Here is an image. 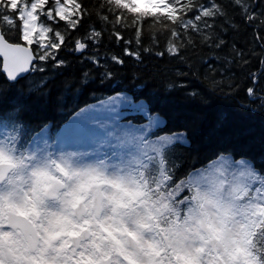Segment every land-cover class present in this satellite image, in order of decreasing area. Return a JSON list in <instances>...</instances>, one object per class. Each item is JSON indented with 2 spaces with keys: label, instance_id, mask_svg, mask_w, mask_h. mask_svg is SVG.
<instances>
[{
  "label": "clouds",
  "instance_id": "clouds-1",
  "mask_svg": "<svg viewBox=\"0 0 264 264\" xmlns=\"http://www.w3.org/2000/svg\"><path fill=\"white\" fill-rule=\"evenodd\" d=\"M12 155L0 264H264V175L244 157L221 154L175 187L130 162Z\"/></svg>",
  "mask_w": 264,
  "mask_h": 264
},
{
  "label": "snow or ice",
  "instance_id": "snow-or-ice-1",
  "mask_svg": "<svg viewBox=\"0 0 264 264\" xmlns=\"http://www.w3.org/2000/svg\"><path fill=\"white\" fill-rule=\"evenodd\" d=\"M231 4L239 8L240 15L253 26L255 41L264 49V35L260 32V29H264V0H231ZM97 7L95 14L101 21V27L97 29L90 25V30L83 37L75 38L74 51L84 54L83 59L96 68L103 69L100 72L103 79L112 77L108 68L109 60L117 65L125 63L116 54L109 57L99 52L98 46L103 45L105 36L117 44L123 41L126 45L124 55L140 62L141 50L147 53L152 48L145 46L130 50L127 45L133 41L126 39L124 32L134 30L135 43L141 45L145 21H148L146 27L152 42L155 43L158 37L165 38L166 50L170 55L178 56L181 49L194 47L196 37H199L201 44L209 47L223 48L226 43L216 31V20L222 17L228 23L229 17L226 7L217 0H207V3L204 0H102ZM89 14L82 0H0V57L3 58V71L8 80L16 82L21 74L29 71L44 72V66L34 61L46 64L52 60L56 61L54 68H63L65 61L57 60V54L62 45L67 46L68 30H78ZM41 17H46L53 24L46 23ZM59 21L64 22L63 30L53 26ZM15 30H19L20 39L27 46L9 42L7 36ZM33 44L37 45L35 51L31 47ZM90 48L92 53L88 54ZM231 51L233 58H238L242 64L248 63L244 52L235 46ZM156 54L162 55L159 52ZM225 60L231 63V60ZM260 64L264 69V59L260 60ZM260 75H264V70ZM88 76V71L83 72L84 78ZM251 77L254 86L248 88V94L255 97V85L259 77L257 73H251ZM47 85L48 81L41 77L38 87H28L27 91H21L8 99L7 103L11 107L0 112V174L8 170L5 164L6 152L13 154L8 157L12 163L16 155L24 159L27 153L35 158L46 152L68 151L70 155L87 157L113 166L134 163L138 169L160 173L165 184L171 182L175 187L184 182V179L177 176L179 165L171 159L173 145H188L184 133L157 135V129L164 122L159 117H153L143 101L135 102L126 93H117L100 100L98 104L80 108L61 124L52 140L49 138L54 126L52 120L43 121L38 128H33L23 117L31 111L34 103H48ZM256 98L264 102V97ZM3 102L0 99V104ZM56 102L58 110L63 111L59 108L61 98L58 97ZM122 106L127 111L121 112ZM137 115L143 117V123L130 119L122 122L126 117ZM65 146L74 150H66ZM255 179L264 186V179Z\"/></svg>",
  "mask_w": 264,
  "mask_h": 264
},
{
  "label": "trees",
  "instance_id": "trees-1",
  "mask_svg": "<svg viewBox=\"0 0 264 264\" xmlns=\"http://www.w3.org/2000/svg\"><path fill=\"white\" fill-rule=\"evenodd\" d=\"M217 2L226 7L229 17L228 23L222 17L216 20V31L226 42L223 48L201 44L196 37L194 47L181 49L178 56L170 55L165 38L158 37L155 43L152 42L146 27L148 21H145L141 45L135 43L134 30L124 32L125 38L133 41L127 45L130 50L145 46L152 48L147 53L141 50L140 62L124 55L126 45L123 41L117 44L105 36L103 45L98 46L99 52L109 57L116 54L125 63L117 65L109 60L112 77L103 79L100 75L103 69L96 68L83 59L84 54L74 51L75 38L83 37L90 30V25L97 29L101 27L95 13L102 0H82L90 14L78 30H68L67 46L62 45L57 54V60L65 61L63 68H54L56 61L49 60L46 64L36 61V64L44 66V72H31L26 78L11 82L3 73L0 60V99L4 101L0 104V112L11 107L8 99L27 91L28 87H38L43 77L48 81V103H34L23 118L33 128H38L43 121L52 120L54 126L50 133L54 135L61 124L80 108L117 93H129L135 101H144L152 114L164 117L165 124L157 130V135L187 133L190 143L175 144L171 152V159L179 165V179L189 178V174L205 167L221 154H230L235 159L244 157L264 174V102L256 98L264 97V75H260L264 70L260 64L264 59V49L255 41L254 28L240 15V9L233 7L231 0ZM41 20L53 24L46 17H41ZM53 26L60 30L65 27L63 21ZM260 32L264 35V29ZM7 39L12 43L26 44L20 39L19 30L8 34ZM233 46L246 54L247 64L233 58ZM31 47L35 51L37 45ZM157 52L162 55H157ZM91 53L90 48L88 54ZM225 58L231 63H226ZM85 71L89 72L88 78L83 77ZM251 73H257L259 77L255 97L248 94V88L254 86ZM58 97L61 98L59 108L63 111L58 110ZM129 119L144 122L139 115L127 117Z\"/></svg>",
  "mask_w": 264,
  "mask_h": 264
},
{
  "label": "rangeland",
  "instance_id": "rangeland-1",
  "mask_svg": "<svg viewBox=\"0 0 264 264\" xmlns=\"http://www.w3.org/2000/svg\"><path fill=\"white\" fill-rule=\"evenodd\" d=\"M128 96H130L132 99H133V97L129 94V93H126ZM133 101H135L134 99H133ZM135 102H137V101H135ZM144 102V101H143ZM99 102H96V103H93V104H98ZM145 103V102H144ZM93 104H91V105H93ZM146 104V103H145ZM147 105V104H146ZM148 108V107H147ZM149 110V109H148ZM120 111L121 112H124V111H127V109H125V108H123V106L120 108ZM150 111V110H149ZM153 115V117H159V119L160 120H162L164 123H163V125L161 126V127H163L164 126V124H165V119H164V117H162V116H160V115H157V114H152ZM127 121V117L126 118H124V120L122 121V122H126ZM160 127V128H161ZM158 130V129H157ZM178 133H184V135H185V138L188 140V144L190 143V140H189V138H188V136H187V133L186 132H178ZM66 147V150H74L73 148H71V147H68V146H65ZM233 157V156H232ZM234 158V157H233ZM248 160V159H247ZM250 161V160H249ZM253 164V163H252ZM254 166V165H253ZM202 169V168H201ZM195 172V171H194ZM193 172V173H194ZM261 174V173H260ZM261 175H264V174H261Z\"/></svg>",
  "mask_w": 264,
  "mask_h": 264
},
{
  "label": "water",
  "instance_id": "water-1",
  "mask_svg": "<svg viewBox=\"0 0 264 264\" xmlns=\"http://www.w3.org/2000/svg\"><path fill=\"white\" fill-rule=\"evenodd\" d=\"M10 42V41H9ZM21 46H27L26 44H22L21 43ZM33 49V48H32ZM0 60H2V69H3V58L2 57H0ZM36 61H34V63H35ZM32 71H29L28 73H23V74H21V76L20 77H18L17 78V81H19V80H21V79H23V78H26L30 73H31ZM3 73L7 76V74L3 71ZM8 78V77H7ZM16 81V82H17ZM11 82H13V81H11Z\"/></svg>",
  "mask_w": 264,
  "mask_h": 264
},
{
  "label": "flooded vegetation",
  "instance_id": "flooded-vegetation-1",
  "mask_svg": "<svg viewBox=\"0 0 264 264\" xmlns=\"http://www.w3.org/2000/svg\"><path fill=\"white\" fill-rule=\"evenodd\" d=\"M50 140H52V139H54L55 138V135H52L51 133H50Z\"/></svg>",
  "mask_w": 264,
  "mask_h": 264
}]
</instances>
